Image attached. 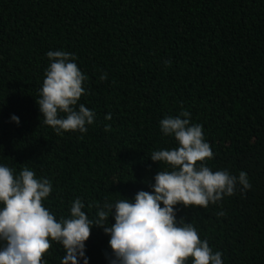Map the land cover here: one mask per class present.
Segmentation results:
<instances>
[{"label": "trees", "instance_id": "obj_1", "mask_svg": "<svg viewBox=\"0 0 264 264\" xmlns=\"http://www.w3.org/2000/svg\"><path fill=\"white\" fill-rule=\"evenodd\" d=\"M50 50L73 53L88 77L79 102L96 116L84 134L43 123ZM181 110L203 126L207 166L244 171L252 188L207 209L177 205V219L224 264H264V0H0V164L49 179L43 203L57 220L77 198L95 219L105 201L151 192L167 168L150 155L177 146L159 122ZM108 241L93 227L89 264H108ZM63 255L52 242L43 259Z\"/></svg>", "mask_w": 264, "mask_h": 264}, {"label": "clouds", "instance_id": "obj_2", "mask_svg": "<svg viewBox=\"0 0 264 264\" xmlns=\"http://www.w3.org/2000/svg\"><path fill=\"white\" fill-rule=\"evenodd\" d=\"M46 55L49 66L36 100L43 123L57 135L84 134L96 116L79 102L88 77L73 53L50 50ZM100 79L106 80L107 74ZM10 121L20 124L15 114ZM159 126L177 146L153 151L150 159L167 170L155 175L151 192L141 190L133 199L105 201L95 219L82 210L85 204L77 198L71 202L69 216L57 220L43 203L52 192L49 179L37 178L28 167L17 174L0 164V264H47L43 257L52 242L64 250L60 264H89L86 241L93 227L109 236L108 264H189V259L191 264H224L222 252L213 251L191 222L177 219L176 206L207 209L209 204L217 205L238 191L250 190L249 176L244 171L238 175L228 170L214 172L207 166L205 161L213 158V152L204 139L203 126L191 123L189 111L167 116Z\"/></svg>", "mask_w": 264, "mask_h": 264}]
</instances>
